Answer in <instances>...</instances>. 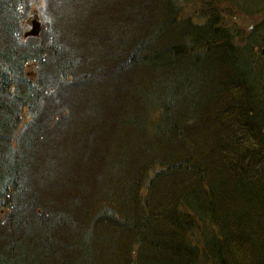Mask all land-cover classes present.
I'll return each instance as SVG.
<instances>
[{
    "label": "trees",
    "instance_id": "obj_1",
    "mask_svg": "<svg viewBox=\"0 0 264 264\" xmlns=\"http://www.w3.org/2000/svg\"><path fill=\"white\" fill-rule=\"evenodd\" d=\"M0 264H264V0H0Z\"/></svg>",
    "mask_w": 264,
    "mask_h": 264
},
{
    "label": "water",
    "instance_id": "obj_2",
    "mask_svg": "<svg viewBox=\"0 0 264 264\" xmlns=\"http://www.w3.org/2000/svg\"><path fill=\"white\" fill-rule=\"evenodd\" d=\"M30 26V30L27 31L24 36H38L41 31V23L36 13L33 15V18L30 21Z\"/></svg>",
    "mask_w": 264,
    "mask_h": 264
},
{
    "label": "rangeland",
    "instance_id": "obj_3",
    "mask_svg": "<svg viewBox=\"0 0 264 264\" xmlns=\"http://www.w3.org/2000/svg\"><path fill=\"white\" fill-rule=\"evenodd\" d=\"M26 26H27V27H26V30H27L29 27H28L27 24H26ZM51 149H52V148H51ZM51 149H50V151H51ZM51 187H52V184L49 186V189H50Z\"/></svg>",
    "mask_w": 264,
    "mask_h": 264
}]
</instances>
